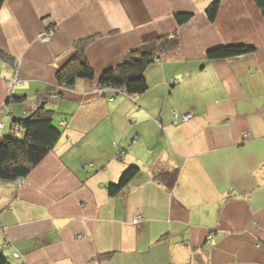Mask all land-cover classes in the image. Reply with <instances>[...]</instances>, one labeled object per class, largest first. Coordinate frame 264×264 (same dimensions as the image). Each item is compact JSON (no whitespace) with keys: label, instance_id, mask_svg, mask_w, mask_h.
<instances>
[{"label":"crops","instance_id":"obj_1","mask_svg":"<svg viewBox=\"0 0 264 264\" xmlns=\"http://www.w3.org/2000/svg\"><path fill=\"white\" fill-rule=\"evenodd\" d=\"M213 1L3 3L0 136L24 137L13 121L41 106L62 131L22 181L0 179L11 264H264V16L255 0H221L211 21ZM175 13L193 16L178 24ZM175 32L180 44L147 67L145 92L99 86L133 48ZM86 39L95 77L61 85L58 70ZM226 45L253 50L208 57ZM132 165L137 174L110 193ZM173 171L168 187L161 175Z\"/></svg>","mask_w":264,"mask_h":264},{"label":"trees","instance_id":"obj_2","mask_svg":"<svg viewBox=\"0 0 264 264\" xmlns=\"http://www.w3.org/2000/svg\"><path fill=\"white\" fill-rule=\"evenodd\" d=\"M5 1L0 0V10ZM255 1L264 16V0ZM220 3L221 0H214L207 7L206 14L211 21H214L217 16ZM192 16L193 13H175L178 24L187 22ZM90 41L86 39L75 44V53L57 72V80L61 85L73 86L79 78L93 79L95 77V72L85 53ZM179 44V37L175 32L133 48L120 64L102 73L99 86L127 94L145 92L149 88L145 77L147 67L159 60L163 52L177 48ZM252 50L253 47L248 45H226L211 49L207 55L212 59L227 58ZM0 59L9 60V56L1 49ZM53 121L51 111L43 106L37 108L28 117L13 121L25 130V135L22 138L15 135L0 136V179L11 181L24 178L53 150L62 136V131L54 125ZM138 170V166L135 165L127 168L117 183L109 184V192L116 193L121 190ZM161 176L168 177L165 182L168 187H171L177 182L178 172L163 173ZM0 264H11L2 248H0Z\"/></svg>","mask_w":264,"mask_h":264},{"label":"built area","instance_id":"obj_3","mask_svg":"<svg viewBox=\"0 0 264 264\" xmlns=\"http://www.w3.org/2000/svg\"><path fill=\"white\" fill-rule=\"evenodd\" d=\"M54 22V18L52 16L47 18V25L46 28L40 33L39 37L42 40H47L49 38V33L52 31V23ZM10 84H12L13 88H15V86L17 85H21L22 84V79L20 78V76L18 75L17 71L15 72V74L13 75L12 79L9 81ZM57 96V95H56ZM190 114L185 115V119H187L188 117H190ZM3 125V124H2ZM20 181H22V178L19 179ZM142 220V216L138 215L135 217L134 222L135 223H139ZM213 237H214V232H211L208 235L207 238V244L209 247H212L214 245L213 243ZM15 256H18L17 253L14 254Z\"/></svg>","mask_w":264,"mask_h":264}]
</instances>
